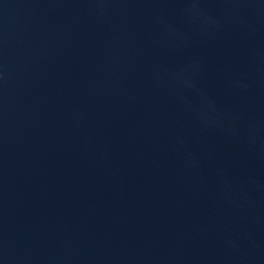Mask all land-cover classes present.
I'll list each match as a JSON object with an SVG mask.
<instances>
[{"label": "water", "instance_id": "obj_1", "mask_svg": "<svg viewBox=\"0 0 264 264\" xmlns=\"http://www.w3.org/2000/svg\"><path fill=\"white\" fill-rule=\"evenodd\" d=\"M0 264H264V0H0Z\"/></svg>", "mask_w": 264, "mask_h": 264}]
</instances>
